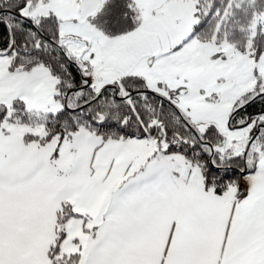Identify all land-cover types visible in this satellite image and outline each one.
Instances as JSON below:
<instances>
[{"label":"snow or ice","instance_id":"snow-or-ice-1","mask_svg":"<svg viewBox=\"0 0 264 264\" xmlns=\"http://www.w3.org/2000/svg\"><path fill=\"white\" fill-rule=\"evenodd\" d=\"M0 264H264V0H0Z\"/></svg>","mask_w":264,"mask_h":264}]
</instances>
